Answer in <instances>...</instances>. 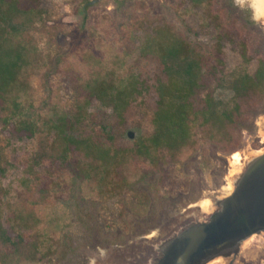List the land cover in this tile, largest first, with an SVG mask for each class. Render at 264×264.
Segmentation results:
<instances>
[{"label": "rangeland", "instance_id": "1", "mask_svg": "<svg viewBox=\"0 0 264 264\" xmlns=\"http://www.w3.org/2000/svg\"><path fill=\"white\" fill-rule=\"evenodd\" d=\"M32 2L42 12L36 23L41 62L61 60L48 80L42 70L32 77L26 98L47 112L53 105L72 108L77 102L72 88L76 79L88 77L95 68L116 67L118 81L136 73L154 85L159 65L154 57L142 54L141 46L156 26L183 29L179 15L190 24L188 15L193 13L185 10L190 4L183 0ZM234 5L249 8L264 32V14L255 13L251 0H221L217 7L225 13ZM184 33L198 45H213L203 32ZM223 58L229 74L238 75L256 64L227 47ZM217 95L227 99L233 94ZM240 101L244 114L232 143H211L197 133L196 143L177 158L158 153L153 161L139 152L154 130L153 112L144 100L122 111L101 102L86 105L90 135L116 155L98 170L86 164L87 178L73 163L37 161V137L9 136L0 126V224L21 231L29 241H41L42 253L49 242L56 247L50 258L1 264H154L168 237L192 220H203L216 200L233 192L237 180L264 155V102L253 97ZM128 129L136 131L135 139L127 138ZM234 153L241 156L239 163H233ZM50 224L55 232L45 235ZM259 235L263 233L247 240L236 264H264ZM223 263L220 259L210 264Z\"/></svg>", "mask_w": 264, "mask_h": 264}, {"label": "trees", "instance_id": "2", "mask_svg": "<svg viewBox=\"0 0 264 264\" xmlns=\"http://www.w3.org/2000/svg\"><path fill=\"white\" fill-rule=\"evenodd\" d=\"M183 1L190 4L185 10L193 12L188 15L192 22L179 15L183 29L170 24L156 26L141 46L143 55L158 62L154 85L136 73L118 81L116 67L95 68L88 77L76 79L72 87L76 104L70 109L53 105L50 113L45 106H35L26 99L38 71L42 70L48 80L61 65L58 58L41 62L36 23L42 12L32 0H0L1 129L9 136L37 137V161L73 163L85 178L90 175L86 164L98 170L108 158L116 156L94 140L86 128L85 107L90 103L101 102L122 111L144 100L153 112L154 130L139 146V152L152 161L158 153L177 158L196 143L197 133L211 143H232L244 114L240 100L253 97L264 102V32L249 8L228 6L224 13L217 7L221 0ZM244 14L250 15L248 19ZM186 29L195 36L203 32L212 47L191 42L184 33ZM226 47L247 63L255 60V66L238 75L229 74L223 58ZM219 91L233 95L221 99ZM52 226L45 235L55 232ZM41 243L0 224V264L39 261L55 254V242H49L44 253Z\"/></svg>", "mask_w": 264, "mask_h": 264}, {"label": "flooded vegetation", "instance_id": "3", "mask_svg": "<svg viewBox=\"0 0 264 264\" xmlns=\"http://www.w3.org/2000/svg\"><path fill=\"white\" fill-rule=\"evenodd\" d=\"M241 178L237 180L235 189ZM232 193L221 200H216V206L211 208L208 215L202 217L203 220H192L175 236L168 237L159 247L160 251L156 254L154 264H210L220 259L224 261L223 264H236L237 255L251 236L263 233V236L259 235L258 237L263 239L264 243V229H259L246 237L240 235L221 237L197 253L201 244L208 237L210 228L213 227L212 231H214L218 226L220 227L235 218L236 211H230L228 208V201ZM263 247L264 245H262Z\"/></svg>", "mask_w": 264, "mask_h": 264}, {"label": "water", "instance_id": "4", "mask_svg": "<svg viewBox=\"0 0 264 264\" xmlns=\"http://www.w3.org/2000/svg\"><path fill=\"white\" fill-rule=\"evenodd\" d=\"M136 131L128 129L126 136L133 140ZM230 211H236L232 221L225 222L216 230L209 229L207 238L199 247L197 253L214 241L225 236L240 235L246 237L253 231L264 229V155L253 162L228 201ZM196 256V254H194Z\"/></svg>", "mask_w": 264, "mask_h": 264}, {"label": "bare ground", "instance_id": "5", "mask_svg": "<svg viewBox=\"0 0 264 264\" xmlns=\"http://www.w3.org/2000/svg\"><path fill=\"white\" fill-rule=\"evenodd\" d=\"M251 7L255 10L257 14H264V0H251ZM233 163H239L241 161V156L239 153H234L232 156ZM207 202L205 203V205Z\"/></svg>", "mask_w": 264, "mask_h": 264}]
</instances>
